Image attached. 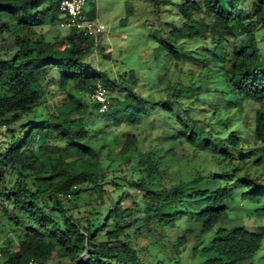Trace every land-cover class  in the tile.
Masks as SVG:
<instances>
[{"label":"trees","instance_id":"obj_1","mask_svg":"<svg viewBox=\"0 0 264 264\" xmlns=\"http://www.w3.org/2000/svg\"><path fill=\"white\" fill-rule=\"evenodd\" d=\"M145 1L157 14L176 4L181 20L162 29L155 50L170 67L152 87L134 70L92 68L94 41L80 32L62 47L46 40L39 29L61 16L58 0H0L1 264H154L139 255L141 240L171 263L191 243L201 264H243L261 248L262 232L223 226L208 236L190 217L264 205V0ZM98 84L106 112L92 97ZM225 97L258 104L253 147L230 106L218 107ZM41 106L49 111L38 120ZM150 113L161 120L153 138L127 131L107 142L119 135L111 124ZM200 136L212 171L174 181L169 165L197 160ZM247 163L253 174L241 173Z\"/></svg>","mask_w":264,"mask_h":264},{"label":"rangeland","instance_id":"obj_2","mask_svg":"<svg viewBox=\"0 0 264 264\" xmlns=\"http://www.w3.org/2000/svg\"><path fill=\"white\" fill-rule=\"evenodd\" d=\"M85 14L87 17H95L105 26V30L93 47L92 54L86 60L87 63H90L91 67L96 71H101L103 68L112 70L111 74L113 76H117L125 70H134L139 77L145 79L147 85L150 87L155 86L158 78L165 74L170 67L169 58L155 49L158 46V39H160L165 24L170 27L180 26L181 20L178 15L177 5L164 6L160 13L157 14L145 0H87ZM60 19L61 16L52 22L49 21L39 29V32L44 35L46 40L58 42H55L58 47L64 45V37L69 32L59 28L58 21ZM258 40L261 53L264 56V33L261 30L258 31ZM168 75L173 81L178 79L177 72L174 70H171ZM180 79L185 82L183 78ZM145 96L149 100L153 99L148 94H145ZM220 103L221 106L218 107L222 111L223 107L226 110L230 106V114H233L232 120L240 128V137L249 148L253 147V113L258 104L252 99H244L238 102L234 97H225ZM214 104L216 105L217 101ZM48 111L44 106L39 107L37 109V119H46ZM248 119L250 120V134L245 131ZM160 125V118H153L151 113L140 117L132 125L118 126L117 123L111 124V130L116 133L119 131V135L117 141L113 140V136H109L107 142L111 140L115 144L117 142L121 144L127 131L136 133L141 142L146 136L150 135L153 138L157 133V127ZM100 128L101 130H107L103 126H100ZM205 138V136H200L197 146V152L198 150L199 152L193 156L197 160L191 159L187 166L181 164L169 165L171 179L178 182L182 179H188L193 174L203 175L212 171L211 163L207 162L209 155L200 154ZM142 145L140 147L145 150L148 142H144ZM114 152L115 150L109 156L113 158ZM250 162L249 160L248 163ZM248 163L242 165V174L244 171L251 172V174L254 173V168H250ZM263 209L264 205L247 202L243 203L242 208L235 207L230 216L226 212L220 211L210 212L201 216H191L190 220L199 221L200 225L195 227V231L198 233L201 229L208 236L214 233L218 227L223 226H242L251 232H262L264 234ZM179 225L177 231L175 230L177 234H180L186 226L181 224V222H179ZM5 237L6 235L0 234V247L4 244ZM146 244V240H141L142 247H146ZM192 246L193 244L191 243L186 247L178 263H171L170 256L164 252H158L156 247L153 246L148 247L147 254L140 247L139 255L145 262L150 261L154 264H201L203 257L192 258ZM243 264H264V240L254 258Z\"/></svg>","mask_w":264,"mask_h":264},{"label":"built area","instance_id":"obj_3","mask_svg":"<svg viewBox=\"0 0 264 264\" xmlns=\"http://www.w3.org/2000/svg\"><path fill=\"white\" fill-rule=\"evenodd\" d=\"M87 0H58V9L61 13V19L58 26L67 31L80 32L84 37L92 38L96 45L98 38L105 30V26L95 17H87L85 14V5ZM100 104V111L106 112L108 100L106 90L100 85L92 95ZM2 263V253L0 252V264ZM27 264H39L36 261H29Z\"/></svg>","mask_w":264,"mask_h":264}]
</instances>
